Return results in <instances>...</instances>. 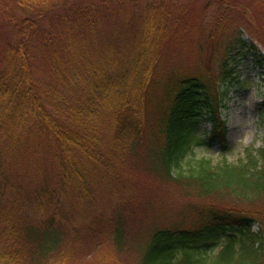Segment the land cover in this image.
Returning <instances> with one entry per match:
<instances>
[{
	"label": "trees",
	"instance_id": "1",
	"mask_svg": "<svg viewBox=\"0 0 264 264\" xmlns=\"http://www.w3.org/2000/svg\"><path fill=\"white\" fill-rule=\"evenodd\" d=\"M141 1L0 0V12L8 18L0 22V264H75L67 254L72 242L62 225L60 181L46 180L37 188L31 181L36 175L28 176L34 187L26 193L18 173L33 136L39 145L35 153L43 150L41 157L56 163L55 177L73 181L85 195L82 201L93 202L96 196L85 163L119 180L118 162L132 160L201 198L192 205L196 221L190 226H155L139 243L137 264H264L262 231L254 228L257 213L232 205L239 197L257 202L264 193V145L246 148L239 162L186 158L193 144H207L199 135L203 121L211 123L210 134L227 148L222 109L240 77L231 59L251 41L242 37L230 45L217 77L209 69L200 75L175 71L170 66L176 60L167 55L175 45L174 23L182 25V20L169 27L165 0H144L142 29L132 38L123 35L125 20L141 11ZM18 7L28 14L13 19ZM222 20L221 13L216 27ZM106 26L114 28V37H103ZM164 63L167 78L157 79ZM156 83L162 87L157 96ZM152 103L154 122L148 114ZM261 113L264 117V107ZM107 127L113 129L108 149ZM225 195L235 198L207 202ZM31 206L40 216L31 213ZM113 226V245L119 247L120 220ZM98 247V264H109L121 252Z\"/></svg>",
	"mask_w": 264,
	"mask_h": 264
},
{
	"label": "rangeland",
	"instance_id": "2",
	"mask_svg": "<svg viewBox=\"0 0 264 264\" xmlns=\"http://www.w3.org/2000/svg\"><path fill=\"white\" fill-rule=\"evenodd\" d=\"M160 1L162 0H154L155 3ZM141 2V11L131 14L125 20L127 24L125 28L122 27L125 37L132 38L143 27L144 7L147 1ZM165 2V10L168 12L165 21L169 22L170 28H174L175 24L176 29L175 45L173 44L167 57H173L177 64L174 65L175 61L170 69L181 73L190 71L198 75L206 74L209 69L217 77L222 59L230 45L234 46V41L242 37L251 41L250 46H243L242 53L231 59V64L236 65L240 77L238 83L231 86L227 106L222 111V117L228 127L225 143L227 148L223 150L220 141L210 134L211 123L203 121L199 135L206 137L207 144H193L186 157L187 160L207 157L213 162L224 159L231 163L239 162L243 159L246 148L258 149L264 145V117L261 115V109L264 107L262 94L264 61L259 60V53L264 54V0H165ZM25 13L27 12L18 7L13 11L12 18L21 19ZM221 13L222 24L216 27L215 20ZM176 18L182 20V25L172 23ZM7 19V15L0 12V22ZM102 34L108 39L115 36V30L111 26H106ZM116 34L120 36L118 27ZM244 52H247V58H244ZM166 68L167 63L159 67L160 75L157 79L167 78L164 76V73L168 72ZM153 87L156 96L162 94L161 84L156 83ZM156 113L155 104L152 103L148 108L151 122H154ZM33 131L37 133L36 129ZM104 134L108 149L113 140V129L107 127ZM29 144L31 147H27L28 153L18 168V173H21L26 182L27 188H24V191L30 193L32 187L38 188L46 180L52 183L60 181L65 196L62 212L66 217L62 225L69 231L72 242L67 254L74 257L75 264H98L99 260L95 259V254L100 249L98 246L103 245L107 247L101 252L107 253L111 248L121 250L109 264H137L139 243L149 238L156 225L176 226L182 223L190 226L196 221L192 205L197 204L201 198L186 193L177 181L162 176L159 172L150 170L151 168L134 165L133 160L124 164L118 162V170L121 171L119 180L99 171L100 167L85 163L96 196L93 202L82 201L85 195L74 186L73 181L63 183L61 181L68 178H64L63 175L55 177L56 163H53L49 156L41 157L43 150L35 153L34 150L39 145L34 136L30 137ZM37 154H40L38 158ZM187 160L184 161L185 164ZM34 175L35 178L31 179L34 186H31L28 176ZM234 198L229 195H225L223 200L211 197L207 202L225 203V200L230 201ZM257 199L260 200L244 203L245 199L239 197L232 205L238 207L243 204L245 209L249 208L257 213L259 219L254 228L262 231L264 239V193ZM30 211L40 216L36 206H31ZM118 220L122 228L119 247L113 245L114 231L111 230V226L114 227Z\"/></svg>",
	"mask_w": 264,
	"mask_h": 264
}]
</instances>
